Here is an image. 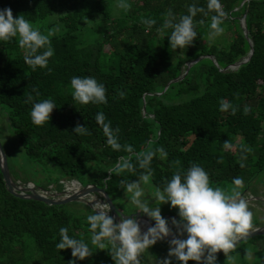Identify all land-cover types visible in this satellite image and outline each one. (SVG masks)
Wrapping results in <instances>:
<instances>
[{
    "label": "trees",
    "instance_id": "obj_1",
    "mask_svg": "<svg viewBox=\"0 0 264 264\" xmlns=\"http://www.w3.org/2000/svg\"><path fill=\"white\" fill-rule=\"evenodd\" d=\"M243 1L221 0L228 13L224 41L211 35L214 13L198 12L194 43L173 49L166 37L171 29L161 34L164 22L188 14L193 4L207 12V0H127V10L118 8L117 0H0V9L10 7L14 17L23 15L34 27L58 14L38 27L54 50L45 68L33 71L25 63L16 38L0 42V106L7 108L11 136L7 145L19 143L34 163L55 167V180L106 186L112 200L122 192V181L131 183L148 171L138 163L145 152L156 153L150 179L161 190L175 172L192 164L203 167L210 180L234 184L239 178L244 188L250 185L264 171V0ZM245 13L253 54L237 69L222 71L249 50L240 26ZM144 20L155 23L149 27ZM56 23L63 26L61 34L52 29ZM200 55H213L218 65L205 57L164 91ZM74 76L103 83L107 103H76L70 86ZM39 100L57 106L43 126L30 116ZM222 100L230 105L227 110H221ZM98 113L110 123L120 150L107 144ZM77 125L86 126V133H75ZM160 148L166 157L156 151ZM122 157L134 170L112 173ZM87 215L74 203L51 205L9 193L0 170V264H115L107 242L103 250L90 245L92 255L83 260L73 257L70 248L56 247L62 227L90 243ZM216 257V264H264V235Z\"/></svg>",
    "mask_w": 264,
    "mask_h": 264
},
{
    "label": "clouds",
    "instance_id": "obj_2",
    "mask_svg": "<svg viewBox=\"0 0 264 264\" xmlns=\"http://www.w3.org/2000/svg\"><path fill=\"white\" fill-rule=\"evenodd\" d=\"M116 6L127 10V0H117ZM198 12L205 15L214 13L211 15V35L219 36L223 33L222 24L228 13L223 10L221 0H207V12L203 7L193 4L188 7V14L178 20L173 16L164 22L161 34L165 29H171L170 34L166 36L171 48L184 49L194 43L198 35L194 17ZM143 23L150 27L155 21L144 20ZM14 38L18 40L19 47L25 50L24 61L33 71L48 66L49 59L54 55L48 36L34 27L23 15L14 17L10 7L0 9V42H8ZM70 86L73 100L78 104L107 103L105 85L93 76H74ZM56 107L52 100L34 102L30 112L32 122L37 126H43L51 120V114ZM220 107L221 110H227L230 105L222 100ZM96 119L103 127L107 144L113 150H120L122 146L110 123H105L103 113H98ZM86 131V126L81 125L74 129L77 134H84ZM127 150L131 151V148ZM156 151L162 158L167 156L163 148ZM3 155V152H0V157ZM155 155V152H145L138 156L139 167L148 171L131 183L121 182L126 193L131 194L130 202L137 210L154 219V226L142 234L137 219L125 218L123 214H119L120 222L116 223L114 217L109 215L111 205L106 201L102 202L97 195H90L91 190L82 192L88 205H91L92 214L86 217L89 231L92 233L90 243L70 235L69 229L62 227L59 230L60 240L56 247L59 250L70 248L73 257L83 260L92 255L90 245L103 250L106 249L107 242L111 244L109 250L115 264H140V258L146 250L172 235L173 238L169 241V257H175L182 264H188L190 260L199 264H216V253L221 250L228 256L253 228V213L248 202L241 198L238 191L229 194L221 187L213 186L206 170L198 164H192L186 171H177L163 189L154 194V199L161 202L160 205L170 202L172 207H178L180 219L172 218L171 221L176 226L177 236L169 226V221L162 216L160 205L153 208L144 198L142 184L149 181L150 164ZM125 170H134V166L123 157L110 169L112 173L117 174ZM241 183L239 178L234 180L237 186ZM93 187L90 185L88 189ZM76 190L81 192L79 188ZM185 233L186 239L179 238ZM246 258L251 259V256L248 255ZM71 264H75V260ZM162 264H171V260L165 259Z\"/></svg>",
    "mask_w": 264,
    "mask_h": 264
},
{
    "label": "rangeland",
    "instance_id": "obj_3",
    "mask_svg": "<svg viewBox=\"0 0 264 264\" xmlns=\"http://www.w3.org/2000/svg\"><path fill=\"white\" fill-rule=\"evenodd\" d=\"M58 14H51L43 23H37L35 27H40L45 23H48L51 20H57ZM52 29L55 33L61 34L63 32V26L61 23H56L52 26ZM215 36L216 38L220 37L222 41H224V36ZM212 37V36H211ZM214 37V36H213ZM8 116H7V108L0 106V138L2 140L5 151L8 155L9 167L11 171V175L17 180L26 182L32 181L37 185L43 184L47 181H54L56 170L55 167L45 168L42 164L34 163L29 157L26 156L23 148L19 143L12 145L13 148L9 147L6 143V138H10V134H8L7 126H8ZM55 174V175H54ZM65 181V180H64ZM213 186L221 187L225 192L229 194H234L235 191L242 193L245 189L248 188V194L253 196H260V198H264V171L259 173L255 179L250 183V185H246L244 188L243 185H235L231 182L222 180V181H214L210 180ZM74 182L77 184L76 179H71V181H67V184ZM55 188L56 185L52 184ZM142 188L144 191V198L149 202L150 206L155 208L160 205L161 202L154 199V194L156 191L161 190L156 188L151 179L149 177V181L147 184H142ZM131 194L126 193L125 188H123L122 192L116 195L113 202L114 204L123 209V211L128 215H133L135 212L142 213L136 209L135 205L130 202ZM251 203H254L253 205ZM249 208L253 213V221L260 222V225L264 224V200L258 203V200H254L252 202H248ZM255 206V207H252ZM161 214L164 218H166L170 224L172 218L180 219L178 215V207H172L170 202L163 203L160 205ZM144 214V213H142ZM154 220V219H153ZM175 226V225H174ZM255 226V225H253ZM149 225L147 222L143 223L141 228L142 231H147ZM176 228V226H175ZM186 237L187 234L185 233ZM169 248L170 244L165 242V240L158 241L155 245L151 246L148 250H146L141 258L140 263H150V264H162V261L165 259H170L171 263L175 261V257H169Z\"/></svg>",
    "mask_w": 264,
    "mask_h": 264
},
{
    "label": "water",
    "instance_id": "obj_4",
    "mask_svg": "<svg viewBox=\"0 0 264 264\" xmlns=\"http://www.w3.org/2000/svg\"><path fill=\"white\" fill-rule=\"evenodd\" d=\"M245 1H250V0H244L241 3V5ZM240 26H241V29L243 31L245 38L249 42V50L247 51L245 56H243L241 59L237 60L236 62L228 64L226 67H223V68L220 67V70H222V71L237 69L239 66H241L244 63H247L251 59V56H252L253 51H254V44H253V41L251 39L249 30L247 28L246 13L240 18ZM205 57L212 59L214 61V63L216 65H218L217 59L213 55H200L197 58L193 59L192 61L188 62L186 64V67L183 70V72L178 77H176V78H174L168 82V84L165 86L164 91L167 89V87L172 82H177V81L182 80L185 77V75L188 73L189 68L193 64L197 63L198 61H200L201 59H203ZM0 142H2L1 138H0ZM0 152H3V154H4L2 157H0V170L2 172V178H3L4 185H5V187L9 193H11L17 197L25 198V199H34V200L42 201V202H45V203L51 204V205L74 203L75 206H77L79 208H83L86 212H88L89 214H92L91 210H90L91 205H88L86 199L82 195V192H88V191L92 190L89 193L90 195H97L98 199H100L102 202L106 201L111 205L112 210L109 213V215L114 217V220L116 223L120 222V215L119 214H123L125 218L135 217L137 219V221L140 223L141 228H142L144 222H147L149 227H152L155 225V221L152 218L148 217L146 214L135 212V214H133V215H128L123 211V209L117 207L114 204V202H113L112 198L110 197V195L108 194V192L106 191V186L101 188V187H98V186L90 184V183L89 184H81L78 181H77L78 182L77 184L72 182L69 185V184H67L66 180L64 181V179L47 181V182L40 184V185H37L32 181L22 182L19 180H14L11 173H10V170H9L7 153L5 151L3 143H0ZM52 184L56 185V187L54 188L52 186ZM90 185L94 186L93 189H88V187ZM77 188L81 189V192H77V190H76ZM240 196H241V198L245 199L247 202H252L254 200H262V201L264 200V198H260V196L249 195L248 194V188L245 189L242 193H240ZM76 202H78L80 204H77ZM169 226L173 229V233L177 234V236H178V232H177V229L175 228V226L173 224H170V223H169ZM258 235H264V224H262V225L259 224V225L253 226V228L250 230L249 235L242 238L237 243V245L239 243H241L242 241H245L247 239H250V238H252L254 236H258ZM172 238H173V236L170 235L169 237L165 238L164 240L169 242ZM179 238L186 239L187 237H186V235H184L183 237H179ZM220 253H224L223 250L219 251L216 254H220Z\"/></svg>",
    "mask_w": 264,
    "mask_h": 264
},
{
    "label": "bare ground",
    "instance_id": "obj_5",
    "mask_svg": "<svg viewBox=\"0 0 264 264\" xmlns=\"http://www.w3.org/2000/svg\"><path fill=\"white\" fill-rule=\"evenodd\" d=\"M141 232H142V234H143V233L146 232V231H142V230H141Z\"/></svg>",
    "mask_w": 264,
    "mask_h": 264
}]
</instances>
